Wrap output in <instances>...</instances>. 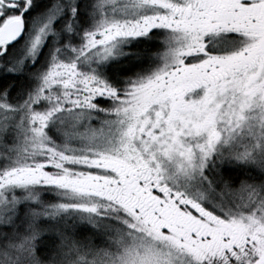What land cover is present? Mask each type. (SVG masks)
Listing matches in <instances>:
<instances>
[{
	"label": "snow or ice",
	"instance_id": "obj_1",
	"mask_svg": "<svg viewBox=\"0 0 264 264\" xmlns=\"http://www.w3.org/2000/svg\"><path fill=\"white\" fill-rule=\"evenodd\" d=\"M0 264H264V0H0Z\"/></svg>",
	"mask_w": 264,
	"mask_h": 264
}]
</instances>
